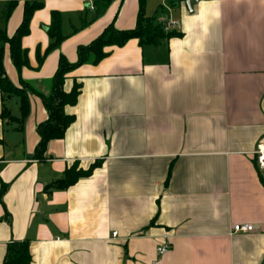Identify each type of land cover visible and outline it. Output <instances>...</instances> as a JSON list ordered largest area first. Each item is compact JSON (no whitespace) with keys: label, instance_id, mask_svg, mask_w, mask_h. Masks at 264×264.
Instances as JSON below:
<instances>
[{"label":"crops","instance_id":"0c3cea01","mask_svg":"<svg viewBox=\"0 0 264 264\" xmlns=\"http://www.w3.org/2000/svg\"><path fill=\"white\" fill-rule=\"evenodd\" d=\"M35 2L21 70L0 42L8 79L29 98L23 118L19 94L0 91V264L15 241L29 242L31 264H264V0H144L156 23L180 21V35L106 46L71 70L64 90L81 91L65 112L75 119L42 158L40 94L52 92L60 57L76 62L110 25L134 28L141 4ZM10 3L0 0V38L23 21L26 0ZM53 12L66 38L48 49ZM240 223L254 230L231 234Z\"/></svg>","mask_w":264,"mask_h":264},{"label":"trees","instance_id":"16d2710c","mask_svg":"<svg viewBox=\"0 0 264 264\" xmlns=\"http://www.w3.org/2000/svg\"><path fill=\"white\" fill-rule=\"evenodd\" d=\"M16 2L17 0H11V3L8 6L9 12L12 10V7ZM109 2L110 0H95L94 5L96 6L95 8L101 11L108 6ZM140 4L137 24L134 28L120 30L110 25L105 28L99 37L92 43L78 48L79 58L76 62H69L63 55L60 57L58 69L55 72L52 81V92L49 95L40 94L49 113V118L37 126L40 135L39 145L37 146L35 153L37 157L42 158L47 149L48 141L62 138L65 135L68 126L75 119L74 115H68L65 112L66 106L75 104L78 101V96L81 91L80 83H75L72 90L68 93L64 90L66 76L71 70L85 63V61L93 60V62H99L100 59L108 54L104 51L106 46H122L131 38L139 39L141 46H158L163 39L180 35L176 30H166L164 22L156 23L154 18L147 16L145 14L144 0H140ZM40 5V2L28 4V0H26L21 26L11 37L8 38L5 33H3L0 38V42L4 41L10 44V52L12 53L13 62L19 70L28 63L27 53L25 49L23 50L21 44L22 37L29 31V20L33 12ZM52 18L53 24L49 33L53 41L48 49H54V47L58 46L66 38V36L61 33V22L58 12H53ZM0 91L7 94H19L21 98V113L24 118L28 112L29 98L24 94L23 89L16 87L8 79L2 63V46H0ZM100 164L101 160L96 161L91 164L87 170L77 168L76 165H73V167L66 169L65 175L51 186L55 188H65L73 184V182L80 177L92 174V171ZM29 248L28 241H15L9 243L3 264H31L32 255Z\"/></svg>","mask_w":264,"mask_h":264},{"label":"built area","instance_id":"2783aa9c","mask_svg":"<svg viewBox=\"0 0 264 264\" xmlns=\"http://www.w3.org/2000/svg\"><path fill=\"white\" fill-rule=\"evenodd\" d=\"M89 6H91L92 8H95L94 6V1L95 0H85ZM180 27V21L178 20H171L165 23V29L166 30H174L176 28ZM258 163L259 165L264 168V144H260L258 146ZM233 230L231 232V234L234 233H241V232H252L254 230V227L248 223H240V224H235L233 227ZM115 237L118 235V232H114L113 234ZM171 245H169L168 242L162 243L158 246V252L160 255L165 254Z\"/></svg>","mask_w":264,"mask_h":264},{"label":"water","instance_id":"95a60500","mask_svg":"<svg viewBox=\"0 0 264 264\" xmlns=\"http://www.w3.org/2000/svg\"><path fill=\"white\" fill-rule=\"evenodd\" d=\"M187 3H189L190 4V0H188V2Z\"/></svg>","mask_w":264,"mask_h":264}]
</instances>
